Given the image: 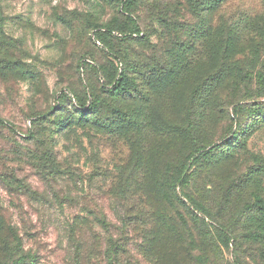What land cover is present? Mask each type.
Returning <instances> with one entry per match:
<instances>
[{"label":"rangeland","instance_id":"374dc122","mask_svg":"<svg viewBox=\"0 0 264 264\" xmlns=\"http://www.w3.org/2000/svg\"><path fill=\"white\" fill-rule=\"evenodd\" d=\"M124 10L0 0L3 213L38 264H77L82 216L83 264H264V0Z\"/></svg>","mask_w":264,"mask_h":264},{"label":"trees","instance_id":"16d2710c","mask_svg":"<svg viewBox=\"0 0 264 264\" xmlns=\"http://www.w3.org/2000/svg\"><path fill=\"white\" fill-rule=\"evenodd\" d=\"M139 0H121L124 11L132 14L134 9L138 4ZM226 0H221L225 2ZM135 7V8H134ZM133 21V19H131ZM111 31V30H109ZM136 32L139 33L140 30L136 27ZM204 46V44H203ZM229 46L225 48V54L228 52ZM224 59V58H223ZM224 61V60H223ZM121 78L114 84L111 91L114 93L125 94L131 93L135 88V81L131 79L128 75L121 73ZM233 96L231 95L230 98ZM231 101V100H230ZM229 102V101H228ZM241 100H236L233 103H240ZM84 107V105H81ZM242 106H240L241 108ZM77 122H69L61 120L59 125L62 131H68L72 129L82 128L83 126L95 125L98 122L93 118V115L98 113V104L94 103L87 107L85 110H77ZM8 183L7 185H10ZM22 185V184H21ZM11 186V185H10ZM22 185L21 187H24ZM264 210V206H263ZM85 216L74 218L72 223L68 225L70 240L76 241V259L77 264H83L84 260V249H85V238L83 237L84 229L81 227L85 226L87 223ZM100 222V221H99ZM74 262V259H73ZM0 264H38V257L31 250L24 247L23 237L18 229V227L10 222L5 214L3 213V206L0 200Z\"/></svg>","mask_w":264,"mask_h":264}]
</instances>
